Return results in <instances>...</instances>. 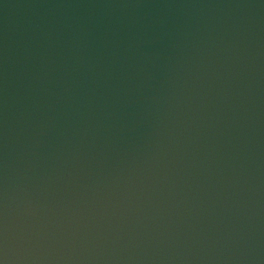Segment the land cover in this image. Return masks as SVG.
Returning a JSON list of instances; mask_svg holds the SVG:
<instances>
[{
  "label": "water",
  "instance_id": "1",
  "mask_svg": "<svg viewBox=\"0 0 264 264\" xmlns=\"http://www.w3.org/2000/svg\"><path fill=\"white\" fill-rule=\"evenodd\" d=\"M0 264H264V0H0Z\"/></svg>",
  "mask_w": 264,
  "mask_h": 264
}]
</instances>
